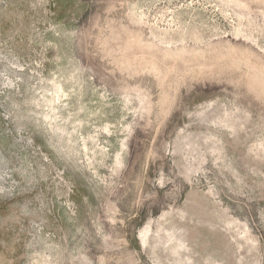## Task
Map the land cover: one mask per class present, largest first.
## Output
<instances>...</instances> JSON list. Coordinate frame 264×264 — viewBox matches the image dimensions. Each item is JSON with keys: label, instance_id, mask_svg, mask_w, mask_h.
<instances>
[{"label": "rangeland", "instance_id": "1", "mask_svg": "<svg viewBox=\"0 0 264 264\" xmlns=\"http://www.w3.org/2000/svg\"><path fill=\"white\" fill-rule=\"evenodd\" d=\"M0 264H264V0H0Z\"/></svg>", "mask_w": 264, "mask_h": 264}]
</instances>
